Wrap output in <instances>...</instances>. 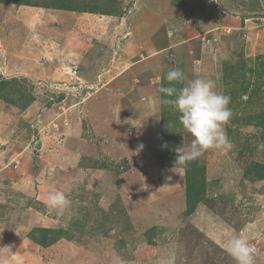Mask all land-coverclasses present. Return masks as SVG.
Returning <instances> with one entry per match:
<instances>
[{
    "label": "rangeland",
    "instance_id": "rangeland-1",
    "mask_svg": "<svg viewBox=\"0 0 264 264\" xmlns=\"http://www.w3.org/2000/svg\"><path fill=\"white\" fill-rule=\"evenodd\" d=\"M9 1L0 4V264H236L225 248L236 236L264 264V0H70L75 13L106 14L64 49L53 45L63 15L42 8L50 0ZM108 24L118 29L110 42ZM173 68L186 77L177 89L212 79L231 97V150L175 166L171 149L193 138L157 91L172 86ZM54 190L70 212L47 208Z\"/></svg>",
    "mask_w": 264,
    "mask_h": 264
},
{
    "label": "clouds",
    "instance_id": "clouds-1",
    "mask_svg": "<svg viewBox=\"0 0 264 264\" xmlns=\"http://www.w3.org/2000/svg\"><path fill=\"white\" fill-rule=\"evenodd\" d=\"M165 79L172 86L162 85L157 89L168 97L162 103L180 113V123L193 138L189 146L180 145L171 149L176 153L175 166L185 165L210 149L231 150L233 144L227 133V126L233 117L229 107L231 97L218 91L212 79L196 78L177 89L174 84L186 80L179 68L169 70ZM162 147L168 148V144L164 143ZM257 149L264 151V144L258 145ZM46 206L50 211L64 215L71 211V200L63 191L54 190L48 194ZM225 248L236 264H255L256 249L244 238L236 236L229 239Z\"/></svg>",
    "mask_w": 264,
    "mask_h": 264
},
{
    "label": "crops",
    "instance_id": "crops-1",
    "mask_svg": "<svg viewBox=\"0 0 264 264\" xmlns=\"http://www.w3.org/2000/svg\"><path fill=\"white\" fill-rule=\"evenodd\" d=\"M27 9H25V10H28V7H26ZM32 8V7H31ZM44 9H46V8H44ZM24 13H26V12H24ZM58 13V14H57ZM63 13H69V15H65L64 16V14ZM55 14L56 15H63V16H57V17H59L58 19H56L55 17H53V20H58L59 21V23L60 24H54V26H57L59 29V31L58 30H56L55 31V34H56V32H59V34H63V40H60V42H57L56 41V43L55 44H53L54 42H53V39L54 38H52L51 40L49 39V42L51 43V44H53V45H55V46H59V47H61L62 49H64V45H63V43L64 42H66V44H68L67 43V38H69V43H72V45L75 47V46H79V44H78V41H80V39H78V38H76V36H77V34H80V32L81 33H88V31H89V27L90 26H92V27H95V29H96V27H99L101 24H103V21L105 20V17L103 16V15H99V14H89V13H75V12H68V11H61V10H55ZM75 14H82L81 16H79V17H77V18H75L76 16H75ZM88 15H90V16H92V18H88ZM109 17V16H108ZM111 17V16H110ZM50 18H52V17H50V16H46V20H48L49 21V19ZM76 19V20H75ZM90 19H92V20H90ZM112 19V18H111ZM118 19V22L120 21V18H117ZM226 21H234V22H236V20L235 19H233V20H227V18H224ZM64 21L65 22H70V29H68V27H67V25L64 23ZM71 21H75L74 23L73 22H71ZM91 21V22H90ZM68 22H67V24H68ZM130 23H132L131 22V20H130ZM130 23H129V25H130ZM128 25V24H127ZM108 27H106L107 28V32H108V34L106 35V36H104L108 41L109 40H112L113 38H114V36H115V34H116V32H117V26L115 27V26H112L111 28L109 27L110 25L108 24L107 25ZM131 26V25H130ZM129 26V28H130V30H131V32L129 31V33H128V36H129V34L131 35V37H133V35H134V28H133V26H131L130 27ZM65 27H66V29H65ZM104 27V26H103ZM127 28V27H126ZM63 29V30H62ZM93 29V28H92ZM95 29H93V30H95ZM25 31H28V29L27 28H25L24 29ZM34 31H36V29L34 30ZM33 31V32H34ZM48 32H46V34H45V38H46V36H48L49 34H52L51 33V31H53L52 29H49V30H47ZM65 35V36H64ZM72 36V37H71ZM133 38H135V37H133ZM57 39H60L59 37H57ZM47 40V39H46ZM144 39H142L141 41H139L138 43H136L137 44V46H136V44H134V42L133 41H131V42H129V44H131V46H133V48H137V47H139V46H141V45H143L142 44V41H143ZM110 42V41H109ZM101 43V42H100ZM103 43V42H102ZM127 43V41L125 40V42H124V46H125V44ZM49 43H47V44H45V45H48ZM71 44L69 45V47L71 48V49H73V53H71V58H72V61H76V62H78V60L81 58V56H80V58L78 59V58H76V54H74V52H76L75 51V49H74V47L72 46ZM130 48V47H129ZM125 48L123 47V50H124ZM129 51V50H128ZM152 51V52H151ZM145 52L147 53V54H149L148 56H151L152 57V59H151V61L152 60H156L155 62L156 63H160V61H161V59H160V57H158L157 56V54H158V50H153L152 49V47H148L147 46V49L145 50ZM67 53L68 52H65V55H67ZM126 53V51L124 50V53H122V54H125ZM135 53V52H134ZM126 58H124V61H122L121 59H122V56H118V59L120 60V61H122L123 62V64H129L131 61H132V59H130L129 57H127L126 56V54L124 55ZM140 57H142V56H140ZM140 57H138L137 55H136V58H134L133 59V62H136L137 64H139L140 63V61H141V58ZM131 64V63H130ZM146 65V64H145ZM147 66V65H146Z\"/></svg>",
    "mask_w": 264,
    "mask_h": 264
},
{
    "label": "trees",
    "instance_id": "trees-1",
    "mask_svg": "<svg viewBox=\"0 0 264 264\" xmlns=\"http://www.w3.org/2000/svg\"><path fill=\"white\" fill-rule=\"evenodd\" d=\"M24 3L23 5L28 4L27 0H23ZM70 0H50V2L48 3V5L42 6V8H46V9H54V10H61V11H68V12H76L79 11L77 10L72 4L69 3ZM13 4L12 2H10L9 0H0V4ZM2 6V5H0ZM26 6H36V5H26ZM95 10V9H94ZM80 13H89V14H97L98 10H84V11H80ZM99 14V13H98ZM102 14V13H101ZM106 13H103V15ZM109 15H113V14H109ZM194 168H190V170H192ZM186 175H187V169H186ZM189 175V174H188ZM188 178V176H187ZM191 185V184H190ZM189 185V186H190ZM193 186L191 187V191L189 190L190 194L193 191ZM188 192V190H187ZM193 206V204L191 205V207ZM194 207V206H193ZM193 207L191 209H193Z\"/></svg>",
    "mask_w": 264,
    "mask_h": 264
}]
</instances>
